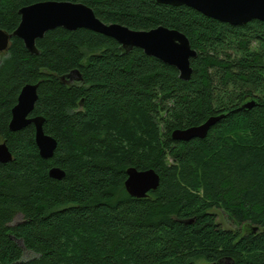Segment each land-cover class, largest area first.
Wrapping results in <instances>:
<instances>
[{
  "label": "trees",
  "instance_id": "obj_1",
  "mask_svg": "<svg viewBox=\"0 0 264 264\" xmlns=\"http://www.w3.org/2000/svg\"><path fill=\"white\" fill-rule=\"evenodd\" d=\"M45 1L178 30L197 56L186 81L87 29L47 32L37 55L11 40L0 53V143L13 155L0 164V264H264V22L233 26L156 0H0V29L13 33L19 10ZM75 70L81 81L63 79ZM39 82L31 116L57 141L49 159L34 125L9 130L21 90ZM211 117L206 137H172ZM52 167L65 177L50 178ZM129 168L155 170L159 188L133 198Z\"/></svg>",
  "mask_w": 264,
  "mask_h": 264
},
{
  "label": "water",
  "instance_id": "obj_2",
  "mask_svg": "<svg viewBox=\"0 0 264 264\" xmlns=\"http://www.w3.org/2000/svg\"><path fill=\"white\" fill-rule=\"evenodd\" d=\"M158 4L173 7H189L204 16L233 26L246 25L254 20L264 22V0H156ZM21 21L11 34L0 29V53L7 52L13 38L21 39L28 52L39 54L37 40L43 39L47 32L63 28L67 31L87 29L114 39L125 53L134 48L143 50L165 64L179 71L180 79L189 80L192 76L191 59L197 56L186 35L178 30L163 26L152 30H132L120 24H106L96 17L94 11L82 3L45 1L19 10ZM67 81H81L79 71L67 75ZM41 82L23 87L17 104L12 109L9 130L20 132L30 125L35 127V142L39 154L44 159L53 157L57 141L44 131V118L32 117L38 101V89ZM254 102H247L244 108L250 109ZM220 117H211L204 124L184 130H175L172 137L179 141L204 138ZM13 160L7 141L0 143V164ZM125 189L136 199L146 198L150 192L156 191L160 185V176L153 170L140 171L136 168L127 170ZM65 172L58 167L49 170L50 178L61 180Z\"/></svg>",
  "mask_w": 264,
  "mask_h": 264
},
{
  "label": "rangeland",
  "instance_id": "obj_3",
  "mask_svg": "<svg viewBox=\"0 0 264 264\" xmlns=\"http://www.w3.org/2000/svg\"><path fill=\"white\" fill-rule=\"evenodd\" d=\"M217 213H218V216H219V221L223 224V227L224 228H232L230 226V223H229L228 219H226L225 214H223L222 211H218ZM20 220H21V217H17L16 220H15V222H18ZM32 257H34V254L33 253H31V252H29L27 250H24V258L25 259H30Z\"/></svg>",
  "mask_w": 264,
  "mask_h": 264
}]
</instances>
